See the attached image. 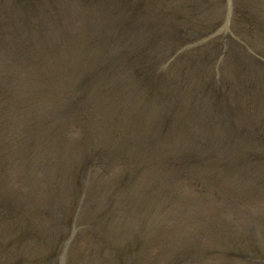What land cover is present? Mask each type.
<instances>
[{"label":"rangeland","instance_id":"1","mask_svg":"<svg viewBox=\"0 0 264 264\" xmlns=\"http://www.w3.org/2000/svg\"><path fill=\"white\" fill-rule=\"evenodd\" d=\"M246 14L255 16L254 23L262 32L246 28ZM19 15L22 55L36 66L21 75L18 71L17 77L39 80L37 96L47 92L49 97L50 92L53 102L51 108H44L40 100L29 110L17 109V117L30 114L35 119L32 124L27 123L29 119L18 122V128L35 125L47 147L40 161L56 165L51 186L36 187L43 189V200L33 188L26 192L33 199L26 204L27 214L26 206L8 208L10 213L14 207V213L5 217L19 229L11 236L13 244L0 237V264H264V179L260 182L255 177L254 168H232L240 173L245 167V181L241 182L227 168L232 177H226V187L204 188L202 195L177 176L166 174L165 154L155 157L148 153L153 161L140 151L127 157L126 146L111 143L109 134L117 118L136 137L141 131L134 132L138 106L144 107L136 89L142 88L140 80L147 88L150 83L137 80L144 76L136 72L139 68L152 76L153 67L157 76L166 78L177 65L187 64L183 62L186 56L194 57L197 64L189 69L194 87L211 91H207L208 98L216 109L223 107L209 88L216 73L235 83L241 76L245 78V66L255 65L264 72L259 67L264 66V0H20ZM220 50L224 54L216 58ZM204 55V65H198ZM45 75L57 84L51 88L43 85ZM124 75L131 83L128 93L137 100L134 109L128 103L119 112L114 104L119 98L108 93L96 96L97 89L87 95L89 76H111L107 85L113 93L115 87L122 91L114 79ZM173 90L169 88L167 95ZM235 91L231 99L235 106L227 109L233 110L231 126L227 122L223 129L216 122L205 121L194 132L186 124L188 131L179 127L183 140L173 133L171 148L176 158L188 161L189 146L210 142L219 149L215 154L233 165L245 160V132L251 126L257 128L260 120L249 117L247 126L245 90ZM72 114L74 124L67 125L71 129L53 127L55 119L61 115L71 119ZM87 132L89 140L97 142L95 148L86 145ZM87 157H91L88 166ZM105 158L115 171L106 172L103 164H97ZM11 164L17 167L21 163ZM11 169L5 175L14 173L16 178L7 179L5 185V178L0 177V187H24L26 173ZM27 177L35 181L36 171ZM206 178L212 179L210 175ZM110 180L115 181L110 187L116 192L108 201L101 195L91 198L86 192L87 187H95L100 193ZM157 187H171L180 198L163 201ZM218 191L231 192L233 200L216 195ZM240 192L245 200L234 199ZM5 195L0 188V207L5 205ZM14 195L18 194L14 191ZM20 202L24 204L21 200L16 204ZM5 223L0 217V234L8 225Z\"/></svg>","mask_w":264,"mask_h":264},{"label":"trees","instance_id":"2","mask_svg":"<svg viewBox=\"0 0 264 264\" xmlns=\"http://www.w3.org/2000/svg\"><path fill=\"white\" fill-rule=\"evenodd\" d=\"M19 5L20 0H0V177L1 179L2 177L5 178V181L3 182L6 185L7 179L10 181V179L16 178L14 173L5 175L8 173L7 170H13L11 168H14L26 173V176L22 179V181H24L22 183L24 187H0L6 194V197L4 196L5 205L0 207V217L4 220V223L6 221L5 224H8L3 228L0 237H2L3 241H9L11 244H13L14 241L11 236L18 232L19 226L16 224H10V221H8L10 218L7 219L5 217V215L13 216L15 208L13 207V211L10 213L8 208L13 205L26 206L24 213L27 214L26 211H28V207L26 204H28L27 202H29V200L33 199H28L26 192L28 194L29 189L36 188L39 185L43 186L46 184V187H50L53 182L50 181V179L54 176L53 170L54 165H56L54 163H44L40 161V158H44L47 154V147L43 146L45 137L42 136L40 132L36 131L37 127L35 125L32 126V128H18V122L21 123V121L29 119L27 123L32 124L35 119L32 118L30 114H25L21 118L17 117V109L24 108L29 110L33 102L38 103L40 100L43 101L42 106H44V108H51L53 102L51 100L50 92L49 97L47 92L45 94L40 92L41 95L37 96V88L39 85L41 86L39 80L36 78L30 79L29 76L20 78V75L27 69H34L36 64L33 60L25 61V58H23L22 55L23 48L20 43L21 29L19 23L21 22V17L19 15ZM254 21V15H245L246 28H253L255 32H262L260 25L257 24L256 26ZM219 54L222 55L224 53L220 50L216 55V58L221 56ZM186 57L183 62H186L187 64L177 65L170 71V75L166 76V78L157 76L155 72L156 69L153 70V67H151L153 65L148 66L151 67L152 76H148L146 74L147 71L143 72L140 68L136 71L138 72V75H144L137 76V80H140L139 78H141L145 83H150L147 88L146 85H142L140 80L142 88L139 89L137 87L136 89V91H139V96L143 97L142 103L144 104V107L138 106L140 109V112L137 114L138 126L134 132H136L138 128H141V131L138 132V136L136 137L133 130L126 123H122L120 118H117L109 127L111 143L119 141L121 146L125 145V149L130 153V156L127 155V157H131V152L133 151H140L142 155H146L147 159L153 161V155L156 157V155L159 156L165 154V158H168V160H166V174L169 175V177L171 175L170 178L177 176L179 181L182 179L183 185L187 186V184H190L195 189H198V192L202 195L206 193L204 188L214 187V185L226 187V177H232L227 173V168H230L229 171H232L233 174H237V178L240 182L242 179L245 181V174H243V172H245V167L254 168V175L261 182L262 179H264V72L255 65H249L248 67L245 66V78L241 76L235 83L230 82L228 77V81L222 76L220 78L218 73H216L214 78L211 79L213 82L209 85V88L214 90L213 95L223 106L220 107V109H216L214 108L215 105L210 102V99L208 98V92L211 91H208L207 88L206 90H199L197 85L194 87V80L190 75L189 69L193 68L197 63L194 60V57ZM111 61L113 63L116 62V60ZM205 61L206 59L204 55L199 59L198 65L199 62H201L203 66V62ZM256 62L258 65V61ZM41 66H43L44 69L47 67L46 64H42ZM259 67L264 70V66L259 65ZM51 69L52 68H50V70ZM18 71H20L19 77H17ZM256 74L260 76H257ZM54 79H56V75L54 76ZM89 79L91 82L89 81L86 86L87 95L90 94L93 89H97L96 96H99L101 93H108L110 94L108 96H111L112 94L118 97L119 99L114 101V104L118 105L117 110L119 112L124 109L128 103L133 109L135 108V105H137V100L131 96L132 93H128L129 89L132 88L127 76H118L117 79H114L115 85L118 84L119 86H122L121 92L125 95H122L116 87L114 88V92H111V89L107 85L108 81L111 80V76H89ZM41 81L43 82V85L47 84L48 88L57 84V80L51 79L49 75H45V78ZM219 81L223 82L215 83ZM240 82L241 84L239 85ZM223 87L226 94H223ZM239 87L241 90H245V115L247 116V122L249 123L247 126L250 127L251 124L249 117L252 120H260V124L257 128L251 126V128L245 132V160L233 165L231 161L220 155L217 156L215 152L219 153V149H216L215 145L210 144V142H197L194 144L193 148L189 146L188 151H192V153L190 157L187 158L188 161H185L186 159L183 158H176L174 153L175 150L171 148L173 143V133L179 141L183 140L181 134L182 129L179 130V127H185V130L188 131V128L184 126L186 124L194 132L196 128H201L202 123L205 121L209 124L216 122L223 129H225L228 123L231 126L233 120H230L229 117L231 116L230 112L233 110L227 111V109L235 106L236 101H232L231 99L235 95V89L240 90ZM169 88H173L174 90L170 95H167ZM115 92L117 93L116 95ZM38 112H40V109ZM61 117V119H55L53 121V127L65 128L67 125L74 124L75 115L72 114L71 119H64L65 115H61ZM175 121L176 123L174 124ZM173 124L175 125L174 130ZM177 125L178 130H176ZM67 128L71 129L72 127ZM254 130L256 131L254 132ZM89 137L90 136L87 132V136H85L86 145H91L90 147L95 148L97 142L94 143L92 140H89ZM64 140L66 142L68 140L66 134L64 135ZM39 141H42V144H39ZM30 144H32L31 148L29 147ZM143 146L145 147L143 148ZM228 146L230 147V144ZM234 150L237 151V149ZM148 153L153 155L148 156ZM86 160L89 161L86 163V166H88L91 157H87ZM108 160L105 158L97 164H103V169L106 172L115 171L112 162L109 161V163H107ZM12 162H18L21 164L15 167V165L11 164ZM174 162H177V164L174 165ZM138 165L141 167V170L144 169L143 165ZM243 165H245V167L240 173L238 170L232 169L235 166L240 167ZM31 171H36L35 181H33L34 178L29 179L27 177ZM126 171L127 169L124 170L123 173L126 174ZM55 172L56 178L58 172ZM207 175H210L212 179H207ZM114 180H110L104 184L109 187H102L100 191L101 194L98 191H95V187H87L86 192L89 193L91 198L96 199L101 195L106 197L105 200L108 201V199L112 197V194H115L116 192L113 187H110L115 182ZM68 182L69 180L66 181L65 185H67ZM27 183L29 184V187H26ZM34 183L35 186H33ZM143 188L146 189L145 187ZM73 190V196L77 198L78 194L76 189ZM157 190L161 192L159 197L162 198L163 201L170 199V197L180 198L179 194L175 196L171 187H157ZM14 191L18 195L12 196ZM34 192H36L37 195H41L42 198L39 200L44 199L42 188H36ZM225 193L227 192L225 191ZM225 193L224 191H218L216 195H219L220 197L229 196V198L233 200L230 195L232 194L231 192H228L227 194ZM234 197V199L237 200H245V194L242 192L236 193ZM153 198H155V195ZM18 200L24 201V204L21 202L20 204H16ZM20 232L23 233V231Z\"/></svg>","mask_w":264,"mask_h":264}]
</instances>
